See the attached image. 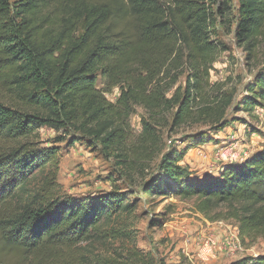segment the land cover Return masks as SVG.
Here are the masks:
<instances>
[{
    "label": "trees",
    "instance_id": "1",
    "mask_svg": "<svg viewBox=\"0 0 264 264\" xmlns=\"http://www.w3.org/2000/svg\"><path fill=\"white\" fill-rule=\"evenodd\" d=\"M218 19L233 25L247 52L264 48V0H0V84L15 99L0 102L2 264L25 256L33 264H71L56 259L58 251L82 244L90 264H154L122 244L130 240L126 231L109 228L136 209L126 193L59 196L57 148L31 141L42 128L77 134L87 149L99 146L128 178L161 155L164 131L169 138L209 126L189 144L169 146L142 194L193 200L209 220L224 207L222 217L238 224L242 241L264 239V145L216 177L197 178L180 165L230 125L231 106L251 118L264 109V67L237 102L223 84L209 83L225 51L212 40ZM232 264H264V256Z\"/></svg>",
    "mask_w": 264,
    "mask_h": 264
},
{
    "label": "rangeland",
    "instance_id": "2",
    "mask_svg": "<svg viewBox=\"0 0 264 264\" xmlns=\"http://www.w3.org/2000/svg\"><path fill=\"white\" fill-rule=\"evenodd\" d=\"M222 24L223 20L218 19L212 34V40L225 49L213 65V80L223 84L224 90L234 93V102H237L254 74L264 67V48L259 47L253 53L247 52L236 42L233 25ZM118 94L119 91L115 89L107 99L114 102ZM0 102L10 106L15 102L13 95L1 84ZM137 112L138 115L142 113L140 110ZM226 119L230 125L219 133L210 134L212 143L191 149L180 163L194 177H216L225 164L232 162L230 158L234 161L248 158L264 145V109H257L254 118H251L243 112H237L233 105ZM136 123L137 119L133 118L131 124L135 126ZM208 127H184L169 138L164 131L161 155L149 164L142 176L132 175L128 178L120 174L116 159L102 153L99 146L87 149L75 142L77 134L54 133L42 128L31 141L38 143L41 148H57L59 196L93 198L116 191L126 193L129 201L135 202V211L129 216L113 218L109 228L126 231L130 240L122 244L128 248L134 247L142 260L152 258L154 264H232L247 257L264 256V239L242 241L238 237V224L222 217L224 207L211 214V218L216 216L214 214H219L220 218L209 220L195 211L193 200L171 198L160 201L142 194L143 183L169 146L174 144L183 147L189 144L190 137L207 132ZM73 141L75 143L72 145ZM181 141L186 143L180 144ZM201 231L204 232L201 235L204 236L203 243L200 241L201 236H198ZM120 245L118 242L115 247ZM85 248L82 244L62 249L55 258L69 259L71 264H90L89 257H85L89 254ZM97 252L104 254L106 247H97ZM8 264L33 263L31 257L25 256Z\"/></svg>",
    "mask_w": 264,
    "mask_h": 264
},
{
    "label": "built area",
    "instance_id": "3",
    "mask_svg": "<svg viewBox=\"0 0 264 264\" xmlns=\"http://www.w3.org/2000/svg\"><path fill=\"white\" fill-rule=\"evenodd\" d=\"M209 74H210V77H209V83L210 84H212V83H214V80H213V76H214V70L212 69L210 72H209ZM137 119V118H136ZM137 121H138V119H137ZM137 124V123H136ZM135 126H137V128H138V125H135ZM244 159H246L245 157H243V158H239L238 160H233L232 158H230V160L232 161L231 163H235V162H238V161H243Z\"/></svg>",
    "mask_w": 264,
    "mask_h": 264
},
{
    "label": "crops",
    "instance_id": "4",
    "mask_svg": "<svg viewBox=\"0 0 264 264\" xmlns=\"http://www.w3.org/2000/svg\"><path fill=\"white\" fill-rule=\"evenodd\" d=\"M257 150H259V148H258ZM257 150H255V151H257ZM202 233H204V232L201 231V232L198 234V236H201ZM201 240H202V243L205 241V240H204V236H201V237H200V241H201ZM184 245H186V244H184Z\"/></svg>",
    "mask_w": 264,
    "mask_h": 264
}]
</instances>
